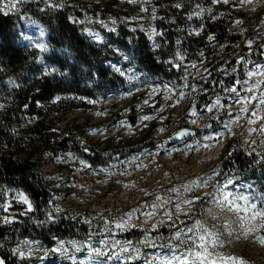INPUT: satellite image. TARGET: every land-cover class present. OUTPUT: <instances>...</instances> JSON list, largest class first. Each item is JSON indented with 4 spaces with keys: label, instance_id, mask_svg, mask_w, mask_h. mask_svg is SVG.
<instances>
[{
    "label": "rangeland",
    "instance_id": "1",
    "mask_svg": "<svg viewBox=\"0 0 264 264\" xmlns=\"http://www.w3.org/2000/svg\"><path fill=\"white\" fill-rule=\"evenodd\" d=\"M217 1L225 4L224 0ZM232 9L241 14L234 28L245 37L240 42L247 47L246 54L261 50V59L252 63L243 78L236 79L232 87L235 92L226 95L222 103L217 104V100L209 103L201 113L177 97L172 84L149 75L136 64L134 42L120 39L117 30L127 19L118 21L112 17L99 29L82 31L94 44L101 46L109 41L113 54L105 67L122 82L103 93L86 111H75L57 120L58 127L72 121L86 123L79 144L90 152L42 159L43 177L52 190V201L44 213L38 212L32 202V209L28 211L27 205L17 199V193L6 195L0 202V227L19 223L23 226L22 233L32 235L25 238L15 235L0 245V253L8 255L11 264H163L165 257L185 254L189 238L195 236V231L188 230L197 220L225 241L223 246L210 251L224 257H241L246 264H264V246L259 243L264 227H260L259 218L255 221L246 218L242 226L240 218L250 217V212L221 208L209 202L217 196L216 189L230 178H222L219 173L222 160L229 153L227 143H238L250 152L264 154V132L260 130L264 125V119H260L264 118V103H261L264 75L247 74L257 65L264 66V0H240ZM24 19L27 32L23 44L39 56L40 70L44 71L55 61L54 57L60 58V41L33 18ZM143 23L144 18L138 17L135 25L141 28ZM189 31L196 33L195 29ZM148 34L154 38L153 28ZM25 36L33 44L45 43L47 50L41 52L31 46ZM240 47L231 48L224 57L230 51L237 55ZM113 66L125 74L116 72ZM232 67L225 70L230 75L237 71V66ZM257 81L259 85L249 91ZM244 107L248 111H241ZM108 110L120 112L123 120L106 124ZM145 116L149 118L142 119ZM129 119L136 122L132 124ZM249 119L254 122L250 124ZM152 128L153 147L129 150L125 146ZM180 128L196 129L198 133L172 144L164 142ZM205 144L209 147H204ZM122 145L125 148L116 153L105 152L112 146ZM87 156L100 162L92 165ZM231 180L226 191L234 196L246 195L249 204L264 208V196L256 188L248 190V178L235 175ZM186 200L193 202L185 204ZM237 203L243 206L244 201ZM5 217L11 222L5 223ZM57 219L81 229L75 238H50L49 246L43 240L42 229L55 224ZM243 228L253 231L241 235ZM177 232L183 234V243L175 237ZM129 233L132 237H125ZM170 243L175 247H170ZM95 249L102 255H97ZM21 251L25 253L23 257L19 255Z\"/></svg>",
    "mask_w": 264,
    "mask_h": 264
},
{
    "label": "trees",
    "instance_id": "2",
    "mask_svg": "<svg viewBox=\"0 0 264 264\" xmlns=\"http://www.w3.org/2000/svg\"><path fill=\"white\" fill-rule=\"evenodd\" d=\"M239 2L18 0L9 9L8 0H0V202L6 195L22 191L35 209L44 213L52 201V190L43 177L42 159L90 152L79 144L86 123L72 121L58 127L57 120L91 108L122 79L105 67L113 54L109 41L101 46L92 43L82 34L85 28L99 29L112 17L118 21L127 19L117 30L120 39L134 42L136 64L149 75L172 84L177 97L201 113L217 98L222 103L231 94L236 79L243 78L252 63L261 59V50L246 54L247 47L240 42L245 37L234 28L241 14L232 7ZM26 17L33 18L59 39L60 58L54 57L55 61L49 65L55 72L44 75L39 56L23 44ZM138 17L144 18L141 28L135 25ZM152 28L153 39L148 34ZM191 29L196 33H190ZM125 31L127 34L122 35ZM237 46H241L237 55L230 51L224 57ZM232 66H237V71L230 75L225 70ZM56 96L60 99L53 102ZM106 119V124H110L120 122L123 117L120 112L108 110ZM129 120L132 124L136 122ZM152 131L153 128L138 135L125 146L129 150L153 147ZM123 145L112 146L105 152L116 153L125 148ZM226 146L229 153L222 160L221 177H246L248 190L256 188L264 196V154L250 152L238 143ZM86 159L92 165L100 162L88 156ZM80 229L76 224L57 219L55 224L42 229L43 240L50 246V238H75ZM22 230L19 223L0 227V245L15 235L32 236ZM0 259L11 264L8 255L0 253Z\"/></svg>",
    "mask_w": 264,
    "mask_h": 264
},
{
    "label": "snow or ice",
    "instance_id": "3",
    "mask_svg": "<svg viewBox=\"0 0 264 264\" xmlns=\"http://www.w3.org/2000/svg\"><path fill=\"white\" fill-rule=\"evenodd\" d=\"M18 2V0H8V4L6 5L7 8L11 9L14 8L16 6V3ZM130 2H132V0H130ZM224 2L226 3L227 0H224ZM177 7H179V5H177ZM71 19V18H70ZM43 31L41 30L40 35L43 36ZM24 39L29 40V43L31 46L39 49L41 52H44L47 50V45L43 42H36V43H32L31 38L25 36ZM97 40L100 39L99 36L96 37ZM209 40L212 39L211 36L208 37ZM114 70L116 72H119L121 75H124L125 73L123 71H121V69L116 68L115 66H113ZM56 69L55 68H45L43 71L44 75H48L52 72H55ZM129 72H131V68H129L128 70ZM258 74V75H264V66L261 65H257L256 69L253 72H248L247 74L249 76L253 75V74ZM134 78V77H133ZM245 83H247V81H245ZM259 81L256 82V84H253L250 88L249 91H251L252 87H257L259 85ZM231 91L235 92V88L231 89ZM262 96H264V93L261 94ZM60 97L56 96L55 100H59ZM245 102H248V98H245ZM217 104H219V98H217L216 101ZM261 103H264V99L261 100ZM2 107V106H0ZM25 107H27V105H25ZM211 110V109H209ZM241 111H248V109L246 107L242 108ZM194 114V113H193ZM253 117H256V113L253 112ZM149 117L145 116L142 119H148ZM237 119H239V117H237ZM260 119H264V118H260ZM254 121L252 119H249V123H253ZM228 127V124H225V128ZM262 132H264V125H262L261 129ZM177 136H183L185 135V133L183 131L178 132L176 134ZM217 135H222V133H217ZM205 139H211V137H206ZM204 147H209L208 144H205ZM192 183H196L195 181H193ZM232 180L231 178L227 179L226 183L220 187H218L216 189L217 191V196L213 197L212 200H210V203H214L218 206H220L221 208L223 207H229L230 210H236V211H241L243 210L245 213H251L250 217H241L240 218V222L241 225L243 226L244 224V220L250 219V221H255L257 218H259L260 220V227H264V208H260L258 209L256 204H249V198L246 195H233L231 192L226 191L227 185L231 184ZM189 190V189H186ZM231 197V199H230ZM17 199L19 200V202L23 205H27V210L30 211L32 209V204L31 201L29 200L28 196L24 193V192H18L17 193ZM194 200L199 199L198 197H194ZM237 201H244L243 206L238 204ZM193 201H184L185 204H191ZM210 211V210H209ZM23 214V213H22ZM5 223H10V219L8 217H5L4 220ZM118 227H120L121 225H117ZM189 232H193L195 231V236L194 238H189L190 243L189 246L186 248L185 250V254L182 256H175L173 255L172 257H165L163 264H173V262H175V264H246V261L241 258V257H235V256H228V257H224V256H219L218 254L210 251V248L216 247V246H223V244L225 243V241L220 239V235L218 233L212 232L210 229L205 228L201 225V222L199 220H197L193 226V228H189L188 230ZM253 231L252 228H243V231L241 233V235H247L249 232ZM231 235V233H230ZM175 237L177 238H181V243L184 242L183 240V234L181 232H177L175 234ZM237 239L240 238V236L238 235L236 237ZM25 243H28L27 241H25ZM63 242H61L62 244ZM259 243L264 246V236L259 237ZM170 247H175L173 245H171L170 243ZM59 249H53V251H58ZM16 250L13 249V252H15ZM29 250V254H30ZM66 251V250H65ZM96 252L97 255H102L101 251L99 249H95L94 250ZM19 255L21 257H23L25 255V253L23 251H21L19 253ZM0 264H5V262L3 260H0ZM81 264H83V262H81Z\"/></svg>",
    "mask_w": 264,
    "mask_h": 264
},
{
    "label": "water",
    "instance_id": "4",
    "mask_svg": "<svg viewBox=\"0 0 264 264\" xmlns=\"http://www.w3.org/2000/svg\"><path fill=\"white\" fill-rule=\"evenodd\" d=\"M181 131H183L185 133V135L177 136L176 134L178 132H181ZM197 133H198V131L196 129L180 128L176 133H174L173 135L165 138L164 142L167 143V144H172V143L177 142V141L193 138L194 136L197 135Z\"/></svg>",
    "mask_w": 264,
    "mask_h": 264
}]
</instances>
